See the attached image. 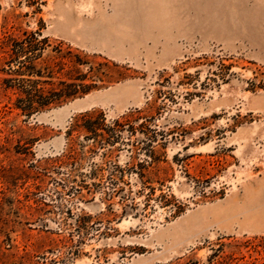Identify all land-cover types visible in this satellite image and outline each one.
<instances>
[{
	"label": "rangeland",
	"instance_id": "obj_1",
	"mask_svg": "<svg viewBox=\"0 0 264 264\" xmlns=\"http://www.w3.org/2000/svg\"><path fill=\"white\" fill-rule=\"evenodd\" d=\"M30 31L56 76L99 72L114 131L18 114L0 71V264H264L201 211L264 191V0H0V42Z\"/></svg>",
	"mask_w": 264,
	"mask_h": 264
},
{
	"label": "trees",
	"instance_id": "obj_2",
	"mask_svg": "<svg viewBox=\"0 0 264 264\" xmlns=\"http://www.w3.org/2000/svg\"><path fill=\"white\" fill-rule=\"evenodd\" d=\"M48 42V37L40 31L24 32L22 38L6 35L0 42V52L3 58L0 71L6 74L2 78V85L5 90L11 89L16 93L13 108L26 118L44 109L84 96L100 87L98 82H103L99 72L93 71V68H91V75L83 73L78 66L87 64L88 61L71 51H68L70 56H73L71 68L63 77L56 76L64 67L58 63L53 67L42 60V55L49 45ZM56 51L60 52V49ZM75 118L84 120L81 128L94 137L100 136L101 131H114L112 128L104 127L101 123L104 115L94 107L76 113ZM67 135H70V129L67 130ZM106 143L114 145L116 140L112 142L107 140ZM71 152L70 148L65 155H71ZM0 170H4L1 163Z\"/></svg>",
	"mask_w": 264,
	"mask_h": 264
},
{
	"label": "crops",
	"instance_id": "obj_3",
	"mask_svg": "<svg viewBox=\"0 0 264 264\" xmlns=\"http://www.w3.org/2000/svg\"><path fill=\"white\" fill-rule=\"evenodd\" d=\"M201 211L207 216L212 214L213 219L222 228L233 231L237 229L242 232H264V191L254 194L253 190L248 189L245 199L240 204L225 206L224 211L214 210V207L204 208Z\"/></svg>",
	"mask_w": 264,
	"mask_h": 264
},
{
	"label": "water",
	"instance_id": "obj_4",
	"mask_svg": "<svg viewBox=\"0 0 264 264\" xmlns=\"http://www.w3.org/2000/svg\"><path fill=\"white\" fill-rule=\"evenodd\" d=\"M89 95H85L84 97H81V98H78V99H74L73 101H71L69 104H67V106H73L75 104H77L75 106L74 109H77L79 112L81 111H85V110H88L90 108H92L94 105H93V102L91 100H89ZM83 102V104L79 105L77 102Z\"/></svg>",
	"mask_w": 264,
	"mask_h": 264
},
{
	"label": "bare ground",
	"instance_id": "obj_5",
	"mask_svg": "<svg viewBox=\"0 0 264 264\" xmlns=\"http://www.w3.org/2000/svg\"><path fill=\"white\" fill-rule=\"evenodd\" d=\"M63 108H65V107H63ZM59 109H61V108H59Z\"/></svg>",
	"mask_w": 264,
	"mask_h": 264
}]
</instances>
